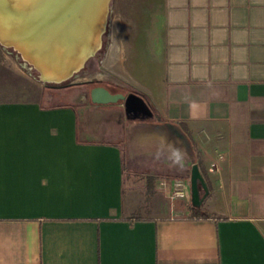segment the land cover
I'll list each match as a JSON object with an SVG mask.
<instances>
[{"label":"crops","instance_id":"obj_1","mask_svg":"<svg viewBox=\"0 0 264 264\" xmlns=\"http://www.w3.org/2000/svg\"><path fill=\"white\" fill-rule=\"evenodd\" d=\"M124 1L134 86L181 129L201 200L184 174L134 201L78 106L0 100V264H264V0Z\"/></svg>","mask_w":264,"mask_h":264},{"label":"rangeland","instance_id":"obj_2","mask_svg":"<svg viewBox=\"0 0 264 264\" xmlns=\"http://www.w3.org/2000/svg\"><path fill=\"white\" fill-rule=\"evenodd\" d=\"M128 11L124 0H110L103 30L95 52L68 78L50 81L14 46L0 40V100H38L42 104L72 103L80 112L84 138L114 141L121 146L124 189L134 201L159 193L167 198L164 185L189 173L191 159L181 142V129L162 124L156 112L134 86L128 62L131 47ZM70 81H76L70 83ZM102 85L125 96L114 101L95 102L90 90ZM134 93V102L127 95ZM150 109V108H149ZM155 122H146L148 117ZM168 199V198H167Z\"/></svg>","mask_w":264,"mask_h":264},{"label":"water","instance_id":"obj_3","mask_svg":"<svg viewBox=\"0 0 264 264\" xmlns=\"http://www.w3.org/2000/svg\"><path fill=\"white\" fill-rule=\"evenodd\" d=\"M110 0H0V40L14 46L34 64L44 79L59 81L68 78L92 56L103 30ZM76 81H70L73 83ZM95 102L123 98L105 86L90 90ZM140 98L131 93L132 103ZM145 108H149L144 104ZM150 112V111H149ZM199 185L205 187L198 164L190 174L191 201L200 200Z\"/></svg>","mask_w":264,"mask_h":264},{"label":"built area","instance_id":"obj_4","mask_svg":"<svg viewBox=\"0 0 264 264\" xmlns=\"http://www.w3.org/2000/svg\"><path fill=\"white\" fill-rule=\"evenodd\" d=\"M186 193V182L182 178H176L172 183L171 198L184 197Z\"/></svg>","mask_w":264,"mask_h":264},{"label":"trees","instance_id":"obj_5","mask_svg":"<svg viewBox=\"0 0 264 264\" xmlns=\"http://www.w3.org/2000/svg\"><path fill=\"white\" fill-rule=\"evenodd\" d=\"M107 88V87H106ZM110 92H112V93H116V92H120V91H112V90H110L109 88H107ZM149 110H151V111H154L152 108H151V106H149ZM148 117V119L146 120V122H155L153 119H151V118H149V116H146V118ZM156 122H160V123H164V124H167L165 121H156Z\"/></svg>","mask_w":264,"mask_h":264}]
</instances>
